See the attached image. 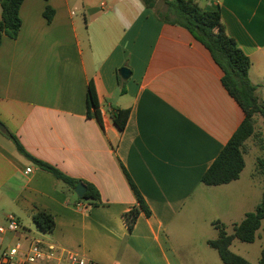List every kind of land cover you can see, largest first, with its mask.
Returning a JSON list of instances; mask_svg holds the SVG:
<instances>
[{"label":"crops","instance_id":"crops-1","mask_svg":"<svg viewBox=\"0 0 264 264\" xmlns=\"http://www.w3.org/2000/svg\"><path fill=\"white\" fill-rule=\"evenodd\" d=\"M196 1L220 10L228 35L251 59L264 102V0ZM47 6L55 11L51 23ZM20 17L18 37L5 36L0 47V225L14 214L21 230L0 237V251L7 239L12 246L37 237L89 264H224L208 245L219 237L213 223L233 234L258 204L245 169L229 184L202 183L245 119L210 52L141 0H25ZM122 68L131 71L128 80ZM91 82L102 124L89 115ZM116 108L130 110L123 132L111 117ZM9 134L36 159L94 185L100 204L80 202ZM124 169L152 212L141 214L133 232L124 214L137 200ZM40 211L55 219L50 234L38 232ZM263 247L240 255L258 264Z\"/></svg>","mask_w":264,"mask_h":264},{"label":"trees","instance_id":"trees-1","mask_svg":"<svg viewBox=\"0 0 264 264\" xmlns=\"http://www.w3.org/2000/svg\"><path fill=\"white\" fill-rule=\"evenodd\" d=\"M143 4L153 10L157 18L167 24L182 27L189 31L211 54L215 63L222 69L224 75L222 83L229 95L235 99L245 113V119L230 139L220 156L202 177V183L206 186H220L238 180L246 167V143L251 138L259 135L256 133V116L264 118V102L258 95V86L253 84L250 78L252 68L251 59L238 46L235 39L228 35L219 9L202 8L196 0H165V9L158 6L159 0H141ZM25 0H1L2 18L0 20V47L3 38L8 36L16 39L22 27L20 17L21 6ZM55 11L47 6L44 16L49 23L53 21ZM89 115L93 110V116L102 124L100 104L94 84L91 82L88 88ZM112 120L119 131L123 132L130 117L129 109L116 108L112 111ZM15 142L18 150L35 162L42 170L54 175L63 182L70 191H74L79 182L87 186V192L80 202H89L98 205L101 195L97 188L85 181L70 177L57 167L36 159L30 155L15 135L9 134ZM264 149L263 140H260ZM258 171L264 177V158L258 160ZM124 172L129 185L137 200V205L124 214L125 223L130 232H133L141 214L150 217L152 212L146 203L142 193L133 182L128 172ZM264 221V193L261 202L253 212L246 214L244 220L234 226L233 234H228L220 222L213 223L219 230V237L208 241V245L217 250L224 264H252L247 259L234 253L231 246L234 240L252 244L257 239V232ZM35 223L44 233H52L55 229L54 217L40 211L35 216ZM258 264H264V248Z\"/></svg>","mask_w":264,"mask_h":264},{"label":"built area","instance_id":"built-area-1","mask_svg":"<svg viewBox=\"0 0 264 264\" xmlns=\"http://www.w3.org/2000/svg\"><path fill=\"white\" fill-rule=\"evenodd\" d=\"M27 169V173L32 172ZM82 206L83 204H79ZM21 224L14 214L6 216V224L0 225V237L8 233H18ZM24 242V241H23ZM21 240L0 251V264H89L86 256L73 249L60 248L54 243L31 237Z\"/></svg>","mask_w":264,"mask_h":264},{"label":"rangeland","instance_id":"rangeland-1","mask_svg":"<svg viewBox=\"0 0 264 264\" xmlns=\"http://www.w3.org/2000/svg\"><path fill=\"white\" fill-rule=\"evenodd\" d=\"M158 6L161 10L165 9V0H159ZM256 133L258 137L251 138L246 143V168L244 172V180L250 183L253 180L254 183V206L259 204L262 200V192L264 191V177L258 171V160L264 158V149L261 147L260 140H263L264 143V118L261 115L256 116L255 121ZM264 193V192H263ZM206 198H212L214 193L205 194ZM255 210V209H254ZM35 230V228H34ZM36 231V230H35ZM37 232V231H36ZM38 232H41L38 230ZM198 240V238H193L192 240ZM10 245V239L6 240L5 247ZM264 246V221L255 244L251 245L248 243H243L240 240H236L234 244V251L239 252L240 254L246 255V251L251 248L253 252L259 253L261 248ZM4 247V248H5ZM264 248V247H263ZM238 254V253H237ZM239 254V255H240ZM248 256V255H246ZM251 260H254L253 257H250Z\"/></svg>","mask_w":264,"mask_h":264},{"label":"water","instance_id":"water-1","mask_svg":"<svg viewBox=\"0 0 264 264\" xmlns=\"http://www.w3.org/2000/svg\"><path fill=\"white\" fill-rule=\"evenodd\" d=\"M119 74H120L121 78L124 79V80H128L131 77V71L128 68H122L119 71ZM0 131H2V132L6 131L4 125L1 122H0ZM86 192H87V186L83 182H79L77 184V186L75 187L76 195L80 199H82V198H84Z\"/></svg>","mask_w":264,"mask_h":264}]
</instances>
